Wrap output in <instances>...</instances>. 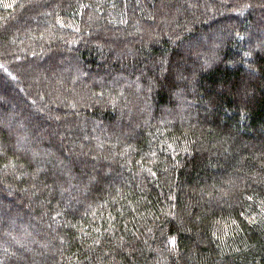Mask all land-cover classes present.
Listing matches in <instances>:
<instances>
[{
	"label": "trees",
	"instance_id": "1",
	"mask_svg": "<svg viewBox=\"0 0 264 264\" xmlns=\"http://www.w3.org/2000/svg\"><path fill=\"white\" fill-rule=\"evenodd\" d=\"M263 10L0 0V264H264Z\"/></svg>",
	"mask_w": 264,
	"mask_h": 264
},
{
	"label": "rangeland",
	"instance_id": "2",
	"mask_svg": "<svg viewBox=\"0 0 264 264\" xmlns=\"http://www.w3.org/2000/svg\"><path fill=\"white\" fill-rule=\"evenodd\" d=\"M257 16H258V18L260 19V21L261 22H263V23H261V24H263V28H264V10H263V12H261V13H258L257 14ZM45 58V56H43V59ZM56 59L57 58H55L54 59V62H53V64L51 63V66H55V63H56ZM48 59L46 58V60H44L43 62H46ZM24 79V78H23ZM22 78H21V82L23 83V85H24V87H25V83H26V81H25V79L23 80ZM33 79H34V77H33ZM4 81V80H3ZM25 82V83H24ZM51 81H49V83H50ZM19 86V83H15V85H13L12 87H18ZM27 86V85H26ZM4 88V85L3 84H0V89H3ZM4 90V89H3ZM12 93H14L13 91H12ZM80 97H82V99L85 97V94H83L82 93V95L80 96ZM72 99H74L73 97H71ZM74 100H77V99H74ZM20 104V103H19ZM57 105V104H56ZM55 105V106H56ZM30 107V108H29ZM24 108L26 109V110H29V111H33V112H35L36 113V110H33L32 108H31V106H26V105H24ZM63 112V111H62ZM62 115V114H61ZM48 116V117H47ZM57 116V117H56ZM59 117H60V114H57V113H52V115H49V114H46L45 116H44V118H43V123H40V124H38V126H39V128H40V130H42L43 132L44 131H49L50 129H52V128H54L55 127V125H56V130H62V131H65L66 129L64 128V127H61V128H59V122L58 123H56L58 120H59ZM46 119H48L49 121H50V123H51V125L52 126H50L48 123L46 124ZM71 121V120H70ZM69 121V122H70ZM44 125V126H43ZM59 131V132H60ZM43 132H41V133H43ZM57 132V131H56ZM59 132H57L58 134H59ZM67 137L65 136V137H63V139H62V141L64 142V143H67ZM68 145H69V147L72 149L73 148V146H72V144H70V142L68 143ZM74 145V144H73ZM77 153H78V155H80L81 154V152H80V150H78L77 151ZM83 165H84V167H86L87 165L86 164H84L83 163Z\"/></svg>",
	"mask_w": 264,
	"mask_h": 264
}]
</instances>
